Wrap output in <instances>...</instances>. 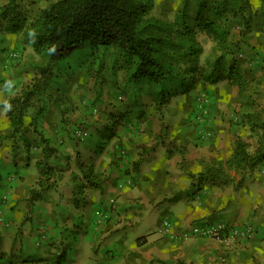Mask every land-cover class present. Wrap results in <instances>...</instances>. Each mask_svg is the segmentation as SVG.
I'll return each mask as SVG.
<instances>
[{
  "label": "crops",
  "instance_id": "1",
  "mask_svg": "<svg viewBox=\"0 0 264 264\" xmlns=\"http://www.w3.org/2000/svg\"><path fill=\"white\" fill-rule=\"evenodd\" d=\"M252 1L258 4V0ZM3 34L5 31L0 32ZM18 37L14 42L19 41ZM246 39L248 50L239 52L245 54L250 68L262 66L264 71V34L259 25L256 30L251 28ZM22 47L20 54L23 55L17 61L5 62V102L18 90V85H22L19 89L23 88L35 77L30 64L45 61V57L29 51L24 43ZM255 72L259 73L258 82L264 84V72ZM108 74L102 83L101 100L97 101L102 107L98 108L101 117L89 114L91 103L85 100L81 102L85 108L78 119L64 121L62 114L70 102L58 100L66 85L58 83L57 74L51 85L54 95L40 104L38 96L29 101L35 105L31 106L33 110L43 106L39 129L54 149L49 159L52 183L48 189L40 190L41 197L35 200L31 192L40 189L37 181L41 176L36 162L43 157L45 142L33 133L30 126L33 114L29 111L24 116V127L29 131L26 135L31 141L27 156L23 138L13 135L7 107L5 113L2 111L0 262L264 264V175L259 170L264 163L251 172L229 171L233 181L227 184L197 181L192 175L202 172L209 163L227 160L233 153L235 138L222 132L225 123L218 118L193 125L200 132L212 130V136L203 140L193 134L192 143L186 137L177 136L173 125L168 141L175 140L184 147L169 158L166 147L156 139L161 132L159 113H146L150 101L159 95L157 91H146L153 95L152 100L136 88L127 93L125 88L117 89L126 82L125 71L117 72L114 66ZM248 80L251 86L254 82ZM126 84L138 88L147 85L144 82ZM10 85L14 87L11 90L7 87ZM132 96L137 99H130ZM252 96L248 99V108L243 107L244 134L236 131L248 143L256 144L251 152L257 148L259 137L264 138V89H255ZM107 99L114 104L108 105ZM108 111L110 115L106 118ZM90 126L97 134L109 126L112 132L105 139L102 137L104 140L98 135L88 142ZM78 127L85 129L82 138L75 134ZM181 127H185L184 132L189 130L185 125ZM248 132L255 134V141L247 138ZM94 143L96 148H92ZM86 168L100 175L98 187L87 184ZM2 192L7 195L5 199ZM166 219L171 223L172 234L159 232ZM216 222L231 226L252 224L255 233L227 250L213 238L181 237L195 225Z\"/></svg>",
  "mask_w": 264,
  "mask_h": 264
},
{
  "label": "trees",
  "instance_id": "2",
  "mask_svg": "<svg viewBox=\"0 0 264 264\" xmlns=\"http://www.w3.org/2000/svg\"><path fill=\"white\" fill-rule=\"evenodd\" d=\"M154 7L155 0H54L29 18L18 0H6L0 6V32L19 34L34 53L46 55L43 63H33L32 83L5 105L13 135L23 138L27 156L31 141L26 135L29 131L24 127V116L29 101L34 96L43 99L56 78L57 62L63 59L65 50L73 47L114 49L117 53L115 66L125 71L126 80L156 87L165 103L164 99L168 98L165 89L174 84L176 88L182 86L180 91L194 89L200 81L228 80L237 86L239 93L250 87V80L239 67L227 63L237 47L230 38L227 23L253 7L259 30L264 34V0H258V4L252 0H182L173 20L153 15ZM199 33L206 34L214 42L216 57L209 61L207 70L199 65L203 53ZM180 91L174 90L175 93ZM43 110L39 105L30 120L33 133L45 142L43 157L36 162L41 175L37 181L40 189L31 192L32 200L40 198V190L48 189L52 183L49 159L54 149L39 129ZM167 133L168 124L161 115V132L156 139L166 147L170 158L181 152L182 146L175 140L166 141L164 135ZM249 148L250 143L236 135L231 156L225 161L207 164L202 172L192 175L193 178L210 185H223L233 181L229 171H254L264 163L263 136L259 137L253 152ZM139 163H135V168ZM84 178L93 187L101 183L100 175L92 170Z\"/></svg>",
  "mask_w": 264,
  "mask_h": 264
},
{
  "label": "rangeland",
  "instance_id": "3",
  "mask_svg": "<svg viewBox=\"0 0 264 264\" xmlns=\"http://www.w3.org/2000/svg\"><path fill=\"white\" fill-rule=\"evenodd\" d=\"M51 1L54 0H18V3L21 9L27 14V16L29 18H33L37 15L40 8L47 5ZM181 1L182 0H155V7L152 11V14L162 17L166 20H173L175 13L181 6ZM4 3H6V0H0V6ZM253 9L254 8L252 7L250 11H244L238 17L230 20L227 23V26L230 30V38L235 42L237 46L233 56H229L227 58V63L228 65H232L233 63H235L236 66H238L242 71V73L246 77L251 79L254 83L243 93H239L237 86L229 82L228 80H223L217 83L200 81L194 89L187 91H180L182 86L176 88L175 84L166 88L165 92L168 91V98L166 97V100L164 99L166 103L161 101L162 99L159 97V95H157V98H155L153 101H150L151 106L146 109V113L148 115L155 113L157 115V113H159L158 117L160 120L161 115H164V120L168 124V133L164 135V138H166L167 141L170 138L173 125L176 126L174 132L177 133V136L186 137L187 141L190 140L191 143L192 139H190V136H193V134L196 136V138L202 137L203 140H207L212 136V130L208 129L206 131L203 130V132H200L199 128H195L193 125H200L201 123L204 124L206 121L208 122L211 119L218 118L225 123L222 130L224 134L227 133L228 135H233V138H235L237 132H241L240 134L242 135L244 134V131L242 130L243 123L245 121L243 115V107L245 106L246 109L248 108V99H251V97H253L252 93L255 89H264V84L261 85L258 82L259 80L257 79L259 77V73L255 72L256 70L261 71V73L264 72L262 70V66L253 67V69L252 67L250 68V65H248L247 63L248 59L246 58L245 54H243L248 50L246 49V38L248 32H250L251 28H255V30L258 28V21L254 16ZM15 35L16 36H14L13 33L7 31H5V34L0 35V115L1 113H3L2 111H4L5 113V105L7 101L10 98L18 95L22 90V87L19 89V87L22 85H18V90L14 91L13 95L10 96L9 99H7V101L5 102V62L6 64H10L13 60L17 61L19 57L23 55V53L22 55L20 54L23 39L19 34ZM17 35L19 36V41L14 42V38H17ZM198 38L203 45V53L199 57V65L201 67H205V69L207 70L209 61H213L216 57V53L213 52L214 42L204 33H199ZM28 47L30 49L29 51H32V48L29 45H27V48ZM242 47H244L245 49ZM239 50L243 53L239 52ZM12 51H17L18 56L15 58H10L8 54ZM41 56L45 57L46 59V55ZM25 57L27 58L28 55L26 54ZM262 58L263 56H261V59ZM116 59L117 53L115 52V50L104 46H99L95 49L90 46H79L73 47L69 50H65V56L62 60L57 62L55 67L56 74L58 76V83L63 86L66 85V87L63 88L61 95L58 94V100L61 101L63 99H66L68 102H70L66 107L65 112H63L62 114L64 121H68V118H70L71 121H76L79 114L82 113V108H85L81 104V102L85 100H89V102L91 103V111L89 114H91V116L93 117H97L98 115V117H101V111L99 109L102 107L97 101L101 100L103 80H107L105 76L110 75L108 74L109 69L115 66ZM30 68L31 72H33V74L35 75L33 63L30 64ZM115 68L117 72L121 70L117 67V65L115 66ZM123 77L125 81L128 82L126 80V77ZM28 81L29 79L27 80V82ZM32 81L29 82L28 85H30ZM126 82H122L121 86L117 87V89L123 90L125 88L127 89L128 93L134 92L133 90H135L136 88L140 93L143 92L144 95H147V98L149 100H152L151 97H153V95L147 94L148 92L146 91L149 90L153 91L154 93H156L157 91V88L151 85L147 86L144 84L140 85L139 88L129 87ZM26 86L24 85L23 88ZM7 87L9 90L14 88L13 86L11 87V85ZM52 89L53 88L50 89L51 92H49V90L47 93H45V97H43L42 99L44 102H46L48 98L56 93L52 91ZM176 89L180 92L175 93L174 90ZM136 96H132L133 98L130 97V99H137ZM42 100L39 101V104L43 103ZM120 100L122 101L123 98ZM106 103L108 105L114 104V102H111V100L108 99ZM31 106L33 107L35 105L29 103L27 107V113H29L30 111V113L34 114L35 110H33ZM102 113L104 116V112ZM109 115V111L105 113L106 118ZM103 118L105 119V117ZM1 121L2 119L0 117V125ZM99 121L100 120L93 122L95 123ZM182 125H185L186 128H189V130L187 129L188 131L184 132L185 127H181ZM111 128L112 127L109 126L108 128H105L102 133L97 134L95 129L90 126L88 130L91 135L88 137V142L92 141V139L98 135V138L100 137L101 140H104L112 132ZM219 132L221 131L218 130V133ZM253 136H255L254 133L248 132L247 138L252 139ZM0 137H2V135ZM102 137L104 139H102ZM253 141H255V139ZM250 144V151H252L256 144L254 145L251 142ZM94 145L95 143L93 144L92 148H96V146ZM181 146L184 147V144H181ZM192 146H194V144H192ZM1 168H4V163L0 160V173L2 172ZM86 169V171H91L88 170V168ZM259 170L261 171V167ZM3 192L5 191L3 190ZM3 192L1 196H3ZM1 203L3 202L0 198V205Z\"/></svg>",
  "mask_w": 264,
  "mask_h": 264
},
{
  "label": "built area",
  "instance_id": "4",
  "mask_svg": "<svg viewBox=\"0 0 264 264\" xmlns=\"http://www.w3.org/2000/svg\"><path fill=\"white\" fill-rule=\"evenodd\" d=\"M10 58L18 56L17 51H12L9 54ZM75 134L78 138H82L85 134V129L78 127L75 130ZM261 172L264 175V165L261 166ZM3 199L7 197L6 193L2 196ZM161 233L172 234L171 223L168 219L162 222L159 229ZM255 233V227L252 224H244L240 226H231L225 222L216 223H203L195 225L192 230L181 235L183 238L193 237H204L213 238L218 240L224 249L232 247L237 241L244 239H250ZM0 264H9L8 262H0ZM23 264H29L25 262Z\"/></svg>",
  "mask_w": 264,
  "mask_h": 264
}]
</instances>
